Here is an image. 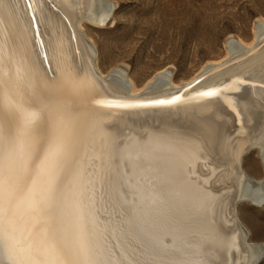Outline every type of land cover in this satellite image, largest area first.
<instances>
[{
    "label": "bare ground",
    "instance_id": "1",
    "mask_svg": "<svg viewBox=\"0 0 264 264\" xmlns=\"http://www.w3.org/2000/svg\"><path fill=\"white\" fill-rule=\"evenodd\" d=\"M113 6L0 0V80L38 111L40 143L59 133L69 140L47 208L49 236L71 244L82 233L111 264H259L264 231L249 227L240 203L264 205V11L250 35L228 36L223 54L188 76L162 67L140 79L127 64L106 68L91 35L114 20ZM210 34L202 28L200 42L209 46ZM216 87L217 99L197 95ZM175 95L182 100L172 106L97 103ZM0 122L14 130L16 113H0ZM145 221L162 247L141 246ZM14 223L15 231L0 227V264H54L40 227L21 232Z\"/></svg>",
    "mask_w": 264,
    "mask_h": 264
},
{
    "label": "rangeland",
    "instance_id": "2",
    "mask_svg": "<svg viewBox=\"0 0 264 264\" xmlns=\"http://www.w3.org/2000/svg\"><path fill=\"white\" fill-rule=\"evenodd\" d=\"M112 1L114 20L91 35L106 68L127 64L129 74L140 79L162 67L171 69L175 79L188 76L211 54L222 55L228 36L250 35L264 11V0ZM204 27L211 33L209 46L200 42ZM240 210L252 217L250 228L264 231V205L241 202Z\"/></svg>",
    "mask_w": 264,
    "mask_h": 264
},
{
    "label": "snow or ice",
    "instance_id": "3",
    "mask_svg": "<svg viewBox=\"0 0 264 264\" xmlns=\"http://www.w3.org/2000/svg\"><path fill=\"white\" fill-rule=\"evenodd\" d=\"M2 70L3 59L0 57ZM222 91L216 87L200 91L197 95L202 99L213 100L219 98ZM181 100V96L175 95L147 102L120 103L108 100L97 103L129 108L172 106ZM8 110L16 113L17 123L14 130L6 133L0 122V227L6 232L15 231L17 225L14 221L17 220L23 224L19 228L21 232H27L30 226H39L54 264H111L90 246L82 233H77L71 244L49 236L47 208L57 191V181L63 171V158L68 151L69 140L65 133H59L40 143L35 134L38 111L25 107L18 94L13 96L5 89L3 80H0V113ZM140 234L144 238L139 241L142 247L145 246L144 241L149 245L163 246V237L157 234L151 223L145 221ZM169 235L173 236L174 241L178 239L174 233ZM8 239L6 236L5 241Z\"/></svg>",
    "mask_w": 264,
    "mask_h": 264
}]
</instances>
